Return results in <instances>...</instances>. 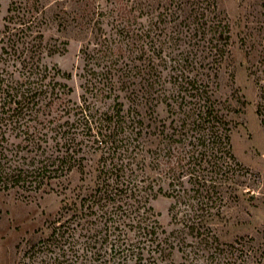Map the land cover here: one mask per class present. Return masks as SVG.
Returning <instances> with one entry per match:
<instances>
[{"label":"trees","instance_id":"obj_1","mask_svg":"<svg viewBox=\"0 0 264 264\" xmlns=\"http://www.w3.org/2000/svg\"><path fill=\"white\" fill-rule=\"evenodd\" d=\"M221 5L10 1L0 32V202L61 195L28 242V264H251L250 250L224 241L217 225L249 172L233 149L240 108L220 91L232 46ZM52 30L81 43L77 98L64 81L73 73L47 61L68 44ZM159 194L173 199L171 230L151 204Z\"/></svg>","mask_w":264,"mask_h":264},{"label":"rangeland","instance_id":"obj_2","mask_svg":"<svg viewBox=\"0 0 264 264\" xmlns=\"http://www.w3.org/2000/svg\"><path fill=\"white\" fill-rule=\"evenodd\" d=\"M10 1L1 0L0 32ZM221 3L231 18L232 46L220 68V91L240 108L234 116L233 149L249 172L243 177L245 184L240 187V198L225 207L228 218L217 224L218 232L224 241H237L238 248L245 246L250 250L251 264H264V0H221ZM51 34L61 35L68 44L47 61L73 73L72 79L64 81L74 87L72 95L77 98L81 91L77 75L82 65L81 43L73 32L52 30ZM158 110L166 115L163 106ZM172 202L164 194L151 201L168 230L174 227L170 215ZM60 205L61 195L56 192L40 193L31 199L14 194L4 196L0 202V264H28V242L42 235L46 220L56 214Z\"/></svg>","mask_w":264,"mask_h":264}]
</instances>
